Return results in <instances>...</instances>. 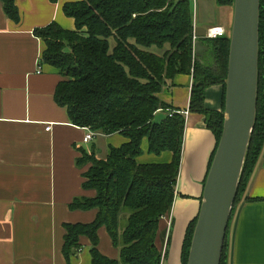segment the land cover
I'll list each match as a JSON object with an SVG mask.
<instances>
[{
  "label": "trees",
  "instance_id": "trees-1",
  "mask_svg": "<svg viewBox=\"0 0 264 264\" xmlns=\"http://www.w3.org/2000/svg\"><path fill=\"white\" fill-rule=\"evenodd\" d=\"M0 1L6 15L19 23L16 0ZM216 2L220 7L232 6L234 0ZM260 4L257 120L233 214L264 149V0ZM63 10L75 20V30H66L57 23L35 30L45 44L42 63L56 68L63 77L56 88L55 101L67 109L72 124L127 139L122 146L111 147L106 158L82 152L78 165L92 164L84 174L83 187L95 190L97 196L76 198L70 209H97L98 214L91 224L65 225L63 254L68 261L77 256L82 250L80 238L85 236L91 243L92 264H162L157 237L160 222L172 209L176 196L186 120L159 94L177 75H193L189 111L205 117L217 147L224 125L230 41L225 37L201 39L207 49L201 56L195 54L191 0H85L66 4ZM153 47L158 51H152ZM216 85L223 87L222 111L209 110L205 104L206 90ZM161 111L166 116L157 121ZM145 139L150 155L171 153V161L139 163ZM197 218L186 233L182 264L188 263ZM102 227L120 250L119 260L99 250ZM228 254L229 229L221 264H228Z\"/></svg>",
  "mask_w": 264,
  "mask_h": 264
},
{
  "label": "crops",
  "instance_id": "crops-1",
  "mask_svg": "<svg viewBox=\"0 0 264 264\" xmlns=\"http://www.w3.org/2000/svg\"><path fill=\"white\" fill-rule=\"evenodd\" d=\"M85 0H16L21 21H12L0 1V264H92L90 240L80 238L82 250L69 261L63 254L65 225L91 224L98 210H71L79 197L94 199L97 192L84 189V174L92 164L78 160L95 152L106 158L111 147L127 139L98 134L83 142L86 128L71 123L68 111L55 101L63 80L59 70L42 63L44 42L35 30L57 23L75 30L64 6ZM194 29L222 27L228 30L233 8L218 6L216 0H196ZM202 32V31H201ZM206 51V50H205ZM193 75H177L166 84L159 98L185 116L186 126L176 196L170 212L162 218L157 246L168 264H182L186 230L200 212L204 182L216 147V138L205 117L190 113ZM206 108L222 111L223 87L206 90ZM166 116L164 111L158 112ZM52 126L50 131H46ZM139 163H169L171 153L160 157L142 144ZM264 149L242 201L236 206L229 227L228 264H264ZM101 253L119 260L120 250L112 244L106 227L99 230Z\"/></svg>",
  "mask_w": 264,
  "mask_h": 264
},
{
  "label": "water",
  "instance_id": "water-1",
  "mask_svg": "<svg viewBox=\"0 0 264 264\" xmlns=\"http://www.w3.org/2000/svg\"><path fill=\"white\" fill-rule=\"evenodd\" d=\"M230 7L234 15L231 27L224 36L230 41V54L223 131L204 182L187 264L222 262L227 232L257 120L261 4L260 0H234ZM207 33L208 29L195 30L196 55H203L207 49L200 42L207 37ZM162 264H168V259L164 258Z\"/></svg>",
  "mask_w": 264,
  "mask_h": 264
},
{
  "label": "built area",
  "instance_id": "built-area-1",
  "mask_svg": "<svg viewBox=\"0 0 264 264\" xmlns=\"http://www.w3.org/2000/svg\"><path fill=\"white\" fill-rule=\"evenodd\" d=\"M192 2H194V5L196 3V0H191ZM225 33H226V30L222 27H212L210 29H208V33H207V37L206 39H216L218 37H224L225 36ZM196 36H194V40L196 41ZM182 115H187L188 112H180ZM174 113L171 112L170 113V116H172ZM52 129V126H48L46 128V131H50ZM87 129V133L85 134L84 136V139H83V142L85 144H88V143H91L95 137L98 135L97 133L93 132L91 129Z\"/></svg>",
  "mask_w": 264,
  "mask_h": 264
},
{
  "label": "rangeland",
  "instance_id": "rangeland-1",
  "mask_svg": "<svg viewBox=\"0 0 264 264\" xmlns=\"http://www.w3.org/2000/svg\"><path fill=\"white\" fill-rule=\"evenodd\" d=\"M152 51L157 52L158 50H157L156 47H153V48H152ZM161 116H162V115H158V116L156 117V120L159 121L160 118H161ZM125 217L127 218V215H126V214L123 215V217H122V227H123V225L125 224V219H126ZM229 230H230V229H229ZM112 244H113V242H112Z\"/></svg>",
  "mask_w": 264,
  "mask_h": 264
}]
</instances>
